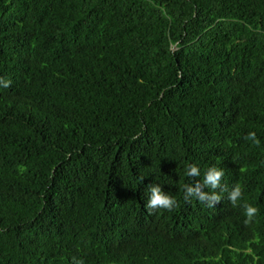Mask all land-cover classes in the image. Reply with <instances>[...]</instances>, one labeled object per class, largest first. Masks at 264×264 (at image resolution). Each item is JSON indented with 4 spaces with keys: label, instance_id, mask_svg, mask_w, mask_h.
<instances>
[{
    "label": "trees",
    "instance_id": "16d2710c",
    "mask_svg": "<svg viewBox=\"0 0 264 264\" xmlns=\"http://www.w3.org/2000/svg\"><path fill=\"white\" fill-rule=\"evenodd\" d=\"M0 79V264H264V0H0Z\"/></svg>",
    "mask_w": 264,
    "mask_h": 264
},
{
    "label": "clouds",
    "instance_id": "9594fccd",
    "mask_svg": "<svg viewBox=\"0 0 264 264\" xmlns=\"http://www.w3.org/2000/svg\"><path fill=\"white\" fill-rule=\"evenodd\" d=\"M10 81L0 79V85L4 88L10 86ZM246 140H251L255 145L259 146V139L256 137L255 132H249L245 137ZM186 175L188 177L196 178L200 176V169L194 164L187 165ZM224 176V170L215 166L209 167L204 173L203 181L196 180L194 183H185L183 185V199L190 202L192 198H196L201 203L206 204L207 207L213 208L216 204L222 200L220 192L216 191L221 189V180ZM143 177L140 178V181ZM211 189V191H205L204 189ZM223 191V190H222ZM148 199L146 202V209L149 213L155 210H167L171 211L175 207H178L177 201L172 196L165 193L159 184H150L148 186ZM243 196L242 188L240 185H235L228 191L227 199L229 202L236 206L238 201ZM245 220L247 225L253 221V218L258 214V208L251 204L245 203L243 205ZM75 264H83L82 261H76Z\"/></svg>",
    "mask_w": 264,
    "mask_h": 264
}]
</instances>
